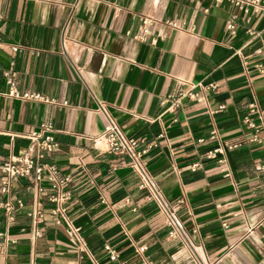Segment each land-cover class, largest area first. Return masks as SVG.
Segmentation results:
<instances>
[{
  "label": "crops",
  "instance_id": "0c3cea01",
  "mask_svg": "<svg viewBox=\"0 0 264 264\" xmlns=\"http://www.w3.org/2000/svg\"><path fill=\"white\" fill-rule=\"evenodd\" d=\"M258 7L0 0V160L30 156L24 136L48 123L57 150L44 162L68 177L64 214H52L47 184L37 192L32 178L0 196V264H264V168L256 170L264 145L249 141L244 121L264 117ZM142 17L151 26L140 39ZM10 69L20 94L47 101L9 96ZM177 82L195 97L175 104ZM100 105L126 137L149 147L143 160L163 197L183 200L177 214L189 245L168 235L128 158L93 146L107 123Z\"/></svg>",
  "mask_w": 264,
  "mask_h": 264
},
{
  "label": "built area",
  "instance_id": "2783aa9c",
  "mask_svg": "<svg viewBox=\"0 0 264 264\" xmlns=\"http://www.w3.org/2000/svg\"><path fill=\"white\" fill-rule=\"evenodd\" d=\"M232 2L239 8H242L243 6L254 5L257 7L255 8V11H258V4H261L264 7V0H232ZM150 26L151 21L148 18H140L135 37L142 39L147 36L149 34ZM226 28L232 32L234 31V24L232 22H228ZM262 48H264V43L262 44ZM262 48H258L255 52L260 54L262 52ZM12 50L16 51V48H12ZM3 77L5 79L6 85L8 86L9 96L38 102L47 101L44 96L38 93L25 92L20 94L15 86V72H13V70L10 69L5 71L3 73ZM177 83V92H175V94L170 97V99L175 98V104L183 97H195V95L191 93L193 86H191L190 90L186 91L184 90L185 83ZM99 111L105 115L107 123L103 132L99 136L91 139L93 146H95V144L98 142L102 145L105 152L125 156L128 158V168L136 175L138 179V190L143 192L147 200L156 206L158 212L162 216L163 224L168 230V235L172 238H178L189 245L185 229L177 214L183 205V200H177L174 203H171L163 197L156 181L147 171L145 162L143 160V157L148 152L149 147L142 139L137 140L126 137L116 126V124L107 116L102 105L99 106ZM250 112L253 113L256 112V110L251 108ZM258 120L259 124H255L248 117L245 118L244 121L247 127L253 130L249 141L263 143L264 145V140H260L258 136L260 129L264 128V117L259 115ZM53 131L54 130L50 124H41L38 130L32 131L24 136V138L27 139L31 145L32 154L30 156L22 158L8 157L0 160V196L8 195L11 184L17 179L32 178L37 192L42 191L40 184L45 182L49 191L51 192L49 201L55 204L52 214L56 215L64 214V208L62 207V204L66 201L68 196L67 193L62 190V188L67 183L68 177L60 175L55 166L44 162L45 156L48 153H52L57 150V144L55 143L52 136ZM231 148V146H227V149ZM221 151L222 148L220 147L216 150H213L212 152H209L207 157L213 158L218 152ZM263 168L264 166L258 165L256 170H261ZM17 204L20 207L22 206L21 202L19 201H17ZM4 208L8 211L11 210L12 207L9 203H5ZM32 217L35 218V220H40L42 219V213L40 211H36L32 214ZM67 224L69 225L68 221Z\"/></svg>",
  "mask_w": 264,
  "mask_h": 264
}]
</instances>
